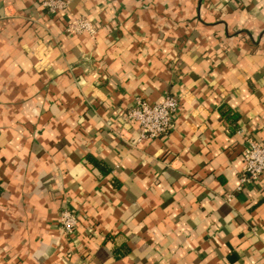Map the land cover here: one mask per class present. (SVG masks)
<instances>
[{"label":"crops","instance_id":"crops-1","mask_svg":"<svg viewBox=\"0 0 264 264\" xmlns=\"http://www.w3.org/2000/svg\"><path fill=\"white\" fill-rule=\"evenodd\" d=\"M66 1L0 0V264H264V176L239 188L264 0ZM167 93L175 126L140 138L127 109Z\"/></svg>","mask_w":264,"mask_h":264},{"label":"built area","instance_id":"built-area-1","mask_svg":"<svg viewBox=\"0 0 264 264\" xmlns=\"http://www.w3.org/2000/svg\"><path fill=\"white\" fill-rule=\"evenodd\" d=\"M41 5L49 12L55 13L65 10L66 0H41ZM65 30L69 32H95L94 25L84 16L72 17L66 24ZM178 106V97L167 93L158 102H148L137 96L126 111V120H132L137 125L140 138L158 137L170 132L175 126L174 113ZM260 176H264V143L246 139L243 148L242 167L239 174V188L245 184H251ZM229 199L230 196L228 195ZM59 227L65 234L74 231L77 224V214L62 207L58 211Z\"/></svg>","mask_w":264,"mask_h":264},{"label":"trees","instance_id":"trees-1","mask_svg":"<svg viewBox=\"0 0 264 264\" xmlns=\"http://www.w3.org/2000/svg\"><path fill=\"white\" fill-rule=\"evenodd\" d=\"M223 115L229 120V121H234L236 119V117H234L233 114H230L228 112H222ZM95 162V161H94Z\"/></svg>","mask_w":264,"mask_h":264}]
</instances>
